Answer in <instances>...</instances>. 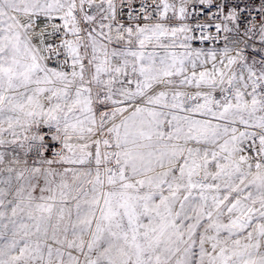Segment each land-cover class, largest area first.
<instances>
[{"label": "snow or ice", "instance_id": "obj_1", "mask_svg": "<svg viewBox=\"0 0 264 264\" xmlns=\"http://www.w3.org/2000/svg\"><path fill=\"white\" fill-rule=\"evenodd\" d=\"M0 264H264V0H0Z\"/></svg>", "mask_w": 264, "mask_h": 264}]
</instances>
